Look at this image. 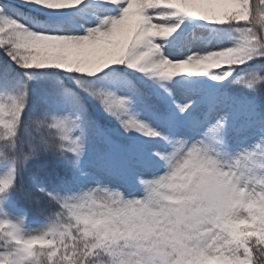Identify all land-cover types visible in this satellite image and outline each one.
<instances>
[{"label": "snow or ice", "instance_id": "snow-or-ice-1", "mask_svg": "<svg viewBox=\"0 0 264 264\" xmlns=\"http://www.w3.org/2000/svg\"><path fill=\"white\" fill-rule=\"evenodd\" d=\"M0 264H264V0H0Z\"/></svg>", "mask_w": 264, "mask_h": 264}, {"label": "trees", "instance_id": "trees-1", "mask_svg": "<svg viewBox=\"0 0 264 264\" xmlns=\"http://www.w3.org/2000/svg\"><path fill=\"white\" fill-rule=\"evenodd\" d=\"M3 56V54H2V52H0V57H2Z\"/></svg>", "mask_w": 264, "mask_h": 264}, {"label": "rangeland", "instance_id": "rangeland-1", "mask_svg": "<svg viewBox=\"0 0 264 264\" xmlns=\"http://www.w3.org/2000/svg\"><path fill=\"white\" fill-rule=\"evenodd\" d=\"M253 2H254V0H253Z\"/></svg>", "mask_w": 264, "mask_h": 264}]
</instances>
